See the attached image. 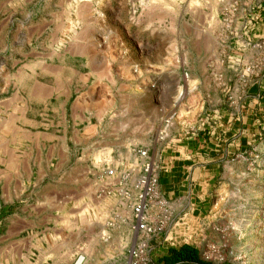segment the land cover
<instances>
[{
  "label": "rangeland",
  "instance_id": "obj_1",
  "mask_svg": "<svg viewBox=\"0 0 264 264\" xmlns=\"http://www.w3.org/2000/svg\"><path fill=\"white\" fill-rule=\"evenodd\" d=\"M263 2L135 0L134 7H123L117 24L105 30L107 39L114 34L120 38L115 51L118 56L106 59L107 71L114 79L104 93L105 118L102 125L94 126L99 133L93 129L90 143L84 148L89 153L98 147L104 149L96 157L98 165H105L104 170L91 173L89 181L80 182L71 197L55 196L49 207L50 219H42L39 214L33 233L42 236L66 231L61 228L59 217L63 203L74 201L72 225L64 222L63 228L72 232L84 226L89 236L75 244L73 258L76 249L83 247L85 264H126L127 250L134 240L130 211L119 205L117 192L99 194V182L116 184L105 171L115 169L119 174L136 163L135 149L146 150L155 162L157 152H170L172 145L197 134L198 127L201 132L206 131V123L215 120L209 119V112L220 115L226 111L234 113L235 118L237 108L249 96L257 101L249 106L254 112L251 116L261 113L252 119L258 123L250 124L249 143L225 157L224 168L207 191V205L201 213L185 217L193 220L184 231L188 234L186 240L200 250L204 260L217 264H264V106L258 107L260 92L249 93L263 79L264 38L255 25L264 15L258 13ZM75 3L78 0H0V70L3 65L10 74L24 69L30 60L24 46L39 49L43 43L45 32L32 29L30 22ZM230 6L235 10L228 9ZM95 17L101 20L98 10ZM99 20H91V34H101ZM137 20L152 22V28H142ZM99 40L98 47L106 48L107 56L113 53V46L108 48ZM98 47L96 50H100ZM143 69L150 72L143 88H138L136 77L144 74ZM5 83H9L7 79ZM99 105L101 110V102ZM97 106L95 102L94 111ZM91 121L94 124L96 119ZM155 165L159 181L163 170L157 162ZM39 195L32 194L27 202L41 212L46 209V202H41ZM102 199L111 204L101 213ZM185 218L181 215L174 222L171 218L163 240L171 242V230L181 222L179 219ZM95 227L99 230L95 231Z\"/></svg>",
  "mask_w": 264,
  "mask_h": 264
},
{
  "label": "crops",
  "instance_id": "obj_2",
  "mask_svg": "<svg viewBox=\"0 0 264 264\" xmlns=\"http://www.w3.org/2000/svg\"><path fill=\"white\" fill-rule=\"evenodd\" d=\"M78 2L30 22L32 29L45 32L43 43L39 49L29 44L24 46V51L30 54L24 69L10 74L3 65L0 70V264H71L75 244L89 236L84 226L72 232L70 228H63L64 222L72 225L74 201L63 203L59 217L61 228L68 232L61 230L55 235L39 236L33 233L34 224L39 214L42 219H50L49 207L55 196L71 197L73 190L84 184V179L85 183L89 181L87 177L91 173L100 174L104 170L105 165H98L96 160L104 149L98 147L89 153L84 148L90 143L93 129L97 135L99 133L94 126L104 121V93L114 79L107 71L106 59L118 56L115 51L120 38L114 34L107 39L105 30L114 27L123 7H134L135 0ZM137 3L142 5V2ZM261 6L258 13L264 14V2ZM241 8L239 11L245 12ZM97 10L101 20L95 17ZM263 18L264 15L255 25L264 38ZM91 20L101 21L100 35L90 33ZM136 24L142 28L153 25L138 20ZM2 28H5L3 24ZM99 39L108 48L113 46V53L107 56L106 48L98 47ZM96 46L100 50H96ZM262 71L263 79L256 90L249 89V93L262 94L258 107L264 106V69ZM142 72V76L136 77L138 88H143L150 70ZM95 102L97 111H94ZM251 103L257 101L246 96L235 118L234 113L226 111H221L220 115L209 112V119L215 120H210L206 126L203 124L206 131L201 132L198 127L197 134H191L179 145H172L170 152H157L155 162L160 171L163 170L158 189L171 201L173 222L181 215L185 218L201 213L207 205L208 189L214 186L217 173L224 168L225 157L238 150V146L243 148L249 143L250 124L258 123L252 119L261 114L256 112L251 116L254 113L249 107ZM92 119H96L94 124ZM32 194H40L46 209L40 212L29 205L27 200ZM109 204L108 200H101V213ZM179 220L181 222L171 230V242L163 237L151 242L150 264H164L171 248L179 249L185 244L196 248L186 240L188 234L184 231L193 219Z\"/></svg>",
  "mask_w": 264,
  "mask_h": 264
},
{
  "label": "built area",
  "instance_id": "obj_3",
  "mask_svg": "<svg viewBox=\"0 0 264 264\" xmlns=\"http://www.w3.org/2000/svg\"><path fill=\"white\" fill-rule=\"evenodd\" d=\"M228 9L235 10L234 6ZM138 158L125 170L117 174L115 169H107L105 175L116 181L114 186L99 182V194L119 195V205L130 211L134 240L127 251L126 264H150L151 242L159 240L169 230L172 206L158 189V168L147 151L135 149ZM116 190V191H115ZM72 264H85L83 247L75 251Z\"/></svg>",
  "mask_w": 264,
  "mask_h": 264
},
{
  "label": "trees",
  "instance_id": "obj_4",
  "mask_svg": "<svg viewBox=\"0 0 264 264\" xmlns=\"http://www.w3.org/2000/svg\"><path fill=\"white\" fill-rule=\"evenodd\" d=\"M164 264H217L204 260L201 252L189 245H182L179 249L171 248ZM226 264V263H220Z\"/></svg>",
  "mask_w": 264,
  "mask_h": 264
}]
</instances>
